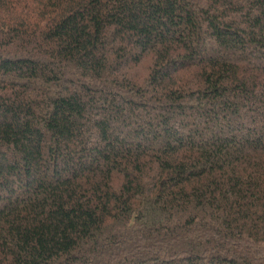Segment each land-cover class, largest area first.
Wrapping results in <instances>:
<instances>
[{"label":"trees","instance_id":"obj_1","mask_svg":"<svg viewBox=\"0 0 264 264\" xmlns=\"http://www.w3.org/2000/svg\"><path fill=\"white\" fill-rule=\"evenodd\" d=\"M0 264H264V0H0Z\"/></svg>","mask_w":264,"mask_h":264}]
</instances>
